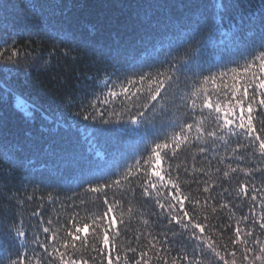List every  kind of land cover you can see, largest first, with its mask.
I'll return each instance as SVG.
<instances>
[{
    "label": "trees",
    "instance_id": "16d2710c",
    "mask_svg": "<svg viewBox=\"0 0 264 264\" xmlns=\"http://www.w3.org/2000/svg\"><path fill=\"white\" fill-rule=\"evenodd\" d=\"M259 3L260 0H0V120L6 126V135L0 134V153L5 148L9 151V159L0 155V254L19 247V241L8 233L23 219L29 238L35 234L41 243L48 242L49 252L55 244L65 252V259L72 257L78 264L82 260L101 264L103 255L94 249L103 248L107 218L101 217L106 210L103 192L107 191L109 202L117 201L116 222L109 229L112 264H135L141 252L145 254L142 264H162L158 257L168 264L174 260L181 264L178 257L185 252L191 255L193 246L200 241L189 239L188 232L179 225H169L167 217L151 214L158 211L157 197L167 203L164 198L176 194L171 185L164 186L171 172L173 181L180 185L181 198L188 197L185 208L206 225L205 235L218 246L227 245L235 251L236 264H247L241 259V246L232 241L237 226L244 231L253 228L251 220L245 222L242 217L264 211L260 205L264 192L254 205L249 197L239 194L241 185H249L250 193L251 185L264 188V175L255 171L264 168L258 147L238 148L242 140L225 136L201 153V146L211 145V138L204 135L200 141L182 146L170 161H162L165 180L157 183L152 196H141L139 185L149 178L157 179L151 177L148 157L156 143L170 141L178 131L173 122L185 119L179 106L181 95L207 90L213 93V100L219 99L227 107L230 88L226 86L232 82V73L223 83L204 81L230 68L238 69V83L244 78L243 67L251 58V45L260 40L261 29L258 24H242L240 17H247ZM145 17L150 22L138 27ZM190 20L199 24V35L188 46L183 43L189 35ZM62 32H71L73 38L65 39ZM127 41L117 54V45ZM175 62L180 63V71L169 73L170 64ZM161 73L178 79L171 89H166L177 94V103L173 104L169 96L155 109L144 111L142 105L149 103V89L155 87L151 80L164 79ZM141 76L148 79L142 84L129 83L139 81ZM137 88L141 91L137 92ZM110 91L117 95H109ZM16 97L32 106V117L16 108ZM101 111L102 118L84 119L85 115ZM140 111L144 115L138 123H132ZM253 116L257 129L264 127V114L254 112ZM201 126L205 130L214 128L212 116L206 113ZM53 150L57 151L55 156L51 154ZM65 153H71L73 164L63 163ZM135 160H141L142 165L129 178L135 194L129 191L127 182L101 192L92 191L120 179ZM232 167L237 171L232 172ZM34 211L40 216H33ZM145 220L149 221L147 225ZM85 223L89 228L75 233V226ZM44 227L57 233L56 241H47ZM70 230L79 236L78 240L67 235ZM113 230L120 235H114ZM254 235L264 241L258 226ZM164 236L167 244L163 243ZM64 243L67 249L62 247ZM31 248L42 264H60L56 255L45 253L39 244L33 243ZM203 264H214L213 258L204 259Z\"/></svg>",
    "mask_w": 264,
    "mask_h": 264
},
{
    "label": "snow or ice",
    "instance_id": "6c2138e0",
    "mask_svg": "<svg viewBox=\"0 0 264 264\" xmlns=\"http://www.w3.org/2000/svg\"><path fill=\"white\" fill-rule=\"evenodd\" d=\"M182 6V5H179ZM149 18L145 17L143 22L138 27H143L149 23ZM240 22L245 23H254L258 24L261 29V37L257 43L251 45L252 51L250 52V59L243 67L244 78L238 83L239 72L236 68H230L228 71L218 72L215 76L210 75L205 79L204 83H208L211 80L215 83L219 80L223 83L224 79L228 77L229 72L232 73L231 84L227 85V88H230V94L228 95V105L223 107L219 99L213 100V93L204 90L201 92L200 89H197L195 92H192L191 95H181L179 97V106L183 108L185 113V119L180 122L174 121L175 127L178 129L176 133L171 137L170 141L166 140L163 143H156L151 149V155L148 157L149 167L151 168V177L157 178L155 181L150 178L145 182L140 183L139 187L142 189L141 196L150 197L153 195L152 190L157 188V183H163L165 176L162 175L161 163L162 161H170L173 157L177 155L178 150L184 145L190 144L192 141H200L204 135H207L211 138V145L201 146L199 151L201 153H206L216 143V139L224 140L225 136L236 137L238 140H242L243 143H238V148H248V147H258L259 156L262 161H264V127H261L259 130L254 124V112H260L264 114V0H260L258 7L249 13L247 17L241 16ZM191 27L188 29V38L185 39L184 45L190 46L192 41L196 40L199 35V24L190 20ZM186 28H184L185 31ZM61 35L65 39H72L73 34L71 32H62ZM137 42H140L139 40ZM129 41L125 44H118L114 51L119 54V52L127 46ZM181 69L179 62L170 64L168 72L176 73ZM160 75L164 76V79H153L151 83L155 87L149 89L148 101L142 105L144 111L148 109H155L156 104H159L160 101L164 100L165 97H171V102L173 104L177 103V94L169 93L166 89H171L173 84L178 83V79L172 74L165 75L161 73ZM148 79V77L141 76L140 80L137 82L130 81L129 83H140ZM108 86V82H105V87ZM187 86V85H185ZM137 92L141 91L140 88L136 89ZM124 93H128V89H124ZM163 93V95H162ZM135 94V93H133ZM109 95L115 97L116 92L110 91ZM219 96V93H215ZM106 102V101H105ZM155 102V103H151ZM144 111L137 113V118L132 120V123H138L139 117L144 115ZM207 113L208 116H212L215 127L211 130H205L201 126V122ZM104 113L96 112L95 114H88L84 116V119L96 120L97 116L103 117ZM107 123V121H104ZM261 124L264 125V121H261ZM5 124L3 120H0V134L6 135ZM195 131V136L192 135ZM57 153L56 150L52 151V155L55 156ZM5 159H9V151L7 148L0 153ZM63 163L66 165H71L74 163V159L71 153L64 154ZM141 165V160H135L133 166L127 167V171L121 175L120 179L113 180L111 184L105 183L102 188H94L92 191L101 192L104 189L119 187L122 182H127L129 184V191L135 194V190L131 187L132 181L129 179L135 173H138ZM171 164H169V168ZM231 167V165H229ZM232 172H236L237 168L232 167ZM147 172V169H145ZM187 171V169H185ZM219 171V169H217ZM250 170L248 175H252ZM255 171H259L264 175V168H256ZM167 175L170 177L168 180V185L175 190L176 194H173L171 198L165 197L167 203L161 202V199L157 197L155 199V206L158 211L151 213L156 216H164L168 218V224L179 225L181 229L188 232L189 239L200 241L199 244H196L192 248L191 255L184 253L179 256L178 259L181 264H203V260L212 257L214 264H236V252L228 249L227 245L218 246L216 241H214L210 236L205 235L206 225L202 221L196 220V218L190 215L189 211L185 208V200H188L187 196L181 198L180 185L175 183L171 178V172H168ZM226 176L227 173H224ZM179 179V176L176 177V180ZM205 192L208 191V188L204 189ZM227 191V189H225ZM264 192V188L257 189L255 185H251V193L249 192V185H241L239 194L247 196L255 204L257 197ZM115 195V193H113ZM103 201L106 206V210L103 213L101 219L107 218V223L103 225V248L94 249L98 255L102 254L103 258L101 264H104V261H107V264H112V256L109 250V229L112 228V225L116 222L114 215V206L117 204L116 200H113L111 203L108 199L107 191L103 192ZM196 204L199 201L195 202ZM261 208L264 209V196L260 199ZM111 214V215H110ZM33 216L39 217L38 212H33ZM204 220H207V217H204ZM242 220L247 222L251 220L253 228L244 231L239 226L235 228V239L232 241L233 245L241 246V259L246 260L247 264H264V241H261L254 235L255 226H258L261 233H264V211H261L260 214L254 216H244ZM51 225V221L47 222ZM144 223L147 225L148 220H145ZM89 228V224L85 223L82 226H75V233H80L81 231H86ZM26 226L24 220L21 219L18 225H13V230L9 231L8 235L11 236L15 241H19V247L15 251H3V254H0V264H42L41 260L35 256V250L31 248V244H39L45 253L49 255H56L60 261V264H78L76 259L68 257L65 259V252H61L55 244L51 245V252H49V243H41L39 238L33 234L29 238L26 232ZM43 232L48 234L47 241H56L57 233L51 231L50 227H44ZM113 234L118 236L120 235L118 230H113ZM68 236H71L74 240H78V235H73V232L70 230L67 233ZM151 235V233H149ZM176 235V233H173ZM243 237V238H242ZM155 239V238H154ZM249 241L251 242L252 247H249ZM163 243H168L167 236H164ZM65 249L68 248V244L64 243L62 245ZM75 247V245H73ZM131 252H135V249L129 248ZM251 253V257H249ZM144 253H140L141 259H135V264H142L144 259ZM162 264H168L163 257H158ZM118 261L119 257H115ZM80 264H87V261H81ZM173 264H176V261H173Z\"/></svg>",
    "mask_w": 264,
    "mask_h": 264
},
{
    "label": "rangeland",
    "instance_id": "374dc122",
    "mask_svg": "<svg viewBox=\"0 0 264 264\" xmlns=\"http://www.w3.org/2000/svg\"><path fill=\"white\" fill-rule=\"evenodd\" d=\"M15 106L19 109L25 116L32 117L33 115V108L32 106L27 103L24 99L20 97L15 98Z\"/></svg>",
    "mask_w": 264,
    "mask_h": 264
}]
</instances>
